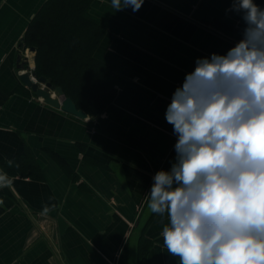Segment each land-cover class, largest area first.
<instances>
[{
    "label": "crops",
    "instance_id": "0c3cea01",
    "mask_svg": "<svg viewBox=\"0 0 264 264\" xmlns=\"http://www.w3.org/2000/svg\"><path fill=\"white\" fill-rule=\"evenodd\" d=\"M46 1L0 0V264H138L143 246L146 264H179L163 245L168 217L147 198L175 162L166 110L198 58L243 38L242 14L231 0H144L138 11L90 0L115 97L82 119L19 77L21 40Z\"/></svg>",
    "mask_w": 264,
    "mask_h": 264
},
{
    "label": "clouds",
    "instance_id": "9594fccd",
    "mask_svg": "<svg viewBox=\"0 0 264 264\" xmlns=\"http://www.w3.org/2000/svg\"><path fill=\"white\" fill-rule=\"evenodd\" d=\"M231 3L243 38L224 55L198 58L175 90L165 114L175 162L155 174L147 196L150 211L168 217L163 245L179 264H264V8Z\"/></svg>",
    "mask_w": 264,
    "mask_h": 264
},
{
    "label": "trees",
    "instance_id": "16d2710c",
    "mask_svg": "<svg viewBox=\"0 0 264 264\" xmlns=\"http://www.w3.org/2000/svg\"><path fill=\"white\" fill-rule=\"evenodd\" d=\"M90 0H47L31 20L21 42L34 47L35 71L61 86L90 115L108 110L115 89L110 67L94 52L104 28L86 14ZM138 264H146L141 247Z\"/></svg>",
    "mask_w": 264,
    "mask_h": 264
},
{
    "label": "water",
    "instance_id": "95a60500",
    "mask_svg": "<svg viewBox=\"0 0 264 264\" xmlns=\"http://www.w3.org/2000/svg\"><path fill=\"white\" fill-rule=\"evenodd\" d=\"M28 48L31 51L35 50L34 47ZM24 49L25 46L22 47V51ZM28 61L29 58L27 56L23 58L22 53L19 52L17 57L19 77L33 90L37 97L42 98L45 103L60 108L76 117L82 119L88 118V113L84 109L78 108L74 100L65 94L61 86L53 84L45 76H39L35 70H27L25 67Z\"/></svg>",
    "mask_w": 264,
    "mask_h": 264
},
{
    "label": "rangeland",
    "instance_id": "374dc122",
    "mask_svg": "<svg viewBox=\"0 0 264 264\" xmlns=\"http://www.w3.org/2000/svg\"><path fill=\"white\" fill-rule=\"evenodd\" d=\"M23 45V44H22ZM19 52H21L22 53V57L24 58L25 56H27L29 59H32V57H30V52H31V50L28 48V47H25V49H24V51H22V46H19ZM33 57H34V55H33ZM26 69L27 70H29V71H32V70H34L35 69V66L32 68V61L30 62H28L27 64H26Z\"/></svg>",
    "mask_w": 264,
    "mask_h": 264
},
{
    "label": "built area",
    "instance_id": "2783aa9c",
    "mask_svg": "<svg viewBox=\"0 0 264 264\" xmlns=\"http://www.w3.org/2000/svg\"><path fill=\"white\" fill-rule=\"evenodd\" d=\"M33 68V67H32Z\"/></svg>",
    "mask_w": 264,
    "mask_h": 264
}]
</instances>
